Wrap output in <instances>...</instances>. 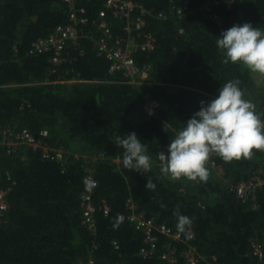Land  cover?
I'll use <instances>...</instances> for the list:
<instances>
[{"label": "trees", "instance_id": "trees-1", "mask_svg": "<svg viewBox=\"0 0 264 264\" xmlns=\"http://www.w3.org/2000/svg\"><path fill=\"white\" fill-rule=\"evenodd\" d=\"M133 1L150 11L141 32L155 38L153 50L134 53L136 65L147 69L139 83L122 72L109 73L98 53L104 0H74L77 18L85 21L76 23V39L67 40L57 63L51 49L31 50L57 25L72 22L68 6L62 0H0V126L46 129L48 144L66 151L56 161L43 158L39 148L21 144L8 152L0 144V186L9 188L8 207L0 211V264H184L189 245L197 264H264V184L244 200L232 189L253 174L264 178V150L230 162L211 154L222 175L206 162L204 182L169 180L157 159L200 101L214 99L229 80H239L244 98L264 121V81L258 84L242 65L225 63L216 45L221 31L234 24L248 22L264 31V0H189L193 12L182 16L169 0ZM207 1L217 2L212 14L218 20L199 10ZM161 11L163 18L156 16ZM105 19L113 35H120L122 19L109 10ZM147 99L159 102L153 115L142 111ZM131 132L146 145L148 172L122 164L118 139ZM98 153L105 158L92 159ZM86 168L97 181L93 231L82 223ZM147 180L156 184L154 190L145 189ZM127 199L135 211L173 231L179 209L189 217L186 231L194 237L188 240L185 231L182 240H174L153 231L156 250L141 256L144 233L129 219ZM251 240L262 243V257L251 254ZM168 247L174 249L172 263L161 258Z\"/></svg>", "mask_w": 264, "mask_h": 264}, {"label": "clouds", "instance_id": "clouds-1", "mask_svg": "<svg viewBox=\"0 0 264 264\" xmlns=\"http://www.w3.org/2000/svg\"><path fill=\"white\" fill-rule=\"evenodd\" d=\"M216 45L224 55L225 63L246 67L257 78H264V31L245 22L221 31ZM239 80H229L218 89L214 99L200 101L193 113L168 143L166 151L158 153L160 172L169 180L186 178L207 181L206 162L215 154L226 162L251 156L253 149L264 150V121L255 111V105L244 98ZM123 149L122 164L136 173L148 172L151 157L146 145L135 132L118 139ZM86 188L95 186L94 180L84 181ZM145 189L154 190L156 184L147 180ZM176 216V228L184 233L190 226L189 217Z\"/></svg>", "mask_w": 264, "mask_h": 264}, {"label": "built area", "instance_id": "built-area-1", "mask_svg": "<svg viewBox=\"0 0 264 264\" xmlns=\"http://www.w3.org/2000/svg\"><path fill=\"white\" fill-rule=\"evenodd\" d=\"M69 9V19L72 21L66 25H57L53 32L47 37L39 39L33 46L31 52H42L44 50H52L54 53L51 61L57 63L61 60L60 53L66 46V42L69 39H76L78 30L76 28L77 22H84L85 19L81 17L77 18V9L74 6V0H62ZM173 4L172 9L177 16H182L184 13H192L193 10L189 9V0H169ZM105 8L99 11L98 26L102 29V36L98 40V53L104 55L108 61V72H122L125 76L129 77V82L139 83L146 79L147 69L145 67L139 68L134 59V53L136 51H151L154 49L155 38L150 33L141 32L142 27L145 24L144 15L149 13L142 4L133 0H104ZM217 4L216 1H207L200 6L199 10L204 15L213 16L218 20V17L212 14V7ZM109 10L116 18L122 19L121 34L113 35L108 21L105 19L106 11ZM79 12H83V9H79ZM159 18L165 17L163 11L157 15ZM141 38V40H139ZM159 102L155 99H147L143 105L142 111L148 115H153L156 112ZM49 135L48 130L42 129L38 133L31 132L28 128L22 127L20 129H13L10 127L0 126V144L5 146L7 151H13L16 146L24 144L34 149H41V155L43 158L62 161L65 155V150L61 147H53L48 144L47 137ZM103 153H98L93 156L92 159H104ZM115 161H119L116 157ZM214 169L217 170L219 175H222V168L217 165L210 157L207 161ZM83 176L84 190L81 193L82 210V223L90 231L94 230V210L95 205L93 202V191L97 185V181L92 175V170L86 168ZM1 178V176H0ZM94 180L95 186L92 188H86L85 180ZM264 184V178L258 174H253L251 178L245 181L236 183L232 189L236 195L243 200L248 198L253 187L261 186ZM9 188H3L0 186V211L6 210L8 203L6 202V195ZM126 207L129 209V219L134 222L135 227L142 230L144 233L145 245L140 248L139 254L143 257H149L153 255L156 250L157 239L153 234V231H157L166 237H170L174 240H182L183 237L180 232L173 231L166 224H155L151 218H146L142 212L135 211V204L127 199ZM108 208H104V213H107ZM119 219H123L124 216L119 214ZM187 239H192L194 233L190 228L186 231ZM116 246V243L113 242ZM251 254L257 257L263 256V245L257 240H251ZM184 264H197L198 254L195 247L189 245L188 248L182 252ZM161 258L168 260L169 262L175 261L174 249L168 247L161 255ZM215 259V258H214ZM92 264V260L89 261Z\"/></svg>", "mask_w": 264, "mask_h": 264}, {"label": "rangeland", "instance_id": "rangeland-1", "mask_svg": "<svg viewBox=\"0 0 264 264\" xmlns=\"http://www.w3.org/2000/svg\"><path fill=\"white\" fill-rule=\"evenodd\" d=\"M254 75H255V74H254ZM255 78H256L258 84L263 83V81H264V78H257L256 75H255Z\"/></svg>", "mask_w": 264, "mask_h": 264}]
</instances>
